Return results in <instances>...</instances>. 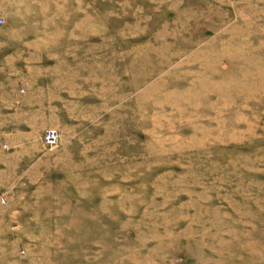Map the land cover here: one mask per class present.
Returning <instances> with one entry per match:
<instances>
[{
	"label": "rangeland",
	"instance_id": "rangeland-1",
	"mask_svg": "<svg viewBox=\"0 0 264 264\" xmlns=\"http://www.w3.org/2000/svg\"><path fill=\"white\" fill-rule=\"evenodd\" d=\"M0 264H264V0H0Z\"/></svg>",
	"mask_w": 264,
	"mask_h": 264
},
{
	"label": "built area",
	"instance_id": "built-area-1",
	"mask_svg": "<svg viewBox=\"0 0 264 264\" xmlns=\"http://www.w3.org/2000/svg\"><path fill=\"white\" fill-rule=\"evenodd\" d=\"M60 133L58 129L50 127L46 129L44 134V143L47 147L53 149L58 145Z\"/></svg>",
	"mask_w": 264,
	"mask_h": 264
}]
</instances>
